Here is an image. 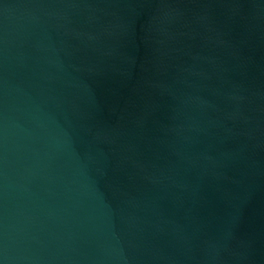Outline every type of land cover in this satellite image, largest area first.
Returning a JSON list of instances; mask_svg holds the SVG:
<instances>
[{"label": "water", "instance_id": "95a60500", "mask_svg": "<svg viewBox=\"0 0 264 264\" xmlns=\"http://www.w3.org/2000/svg\"><path fill=\"white\" fill-rule=\"evenodd\" d=\"M0 264H264V0H0Z\"/></svg>", "mask_w": 264, "mask_h": 264}]
</instances>
